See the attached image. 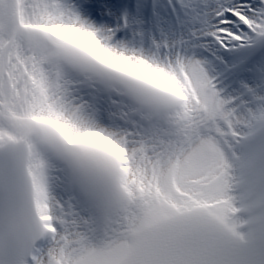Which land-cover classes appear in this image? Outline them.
Listing matches in <instances>:
<instances>
[{
    "label": "clouds",
    "instance_id": "1",
    "mask_svg": "<svg viewBox=\"0 0 264 264\" xmlns=\"http://www.w3.org/2000/svg\"><path fill=\"white\" fill-rule=\"evenodd\" d=\"M97 4L0 0V264H264V0Z\"/></svg>",
    "mask_w": 264,
    "mask_h": 264
},
{
    "label": "snow or ice",
    "instance_id": "2",
    "mask_svg": "<svg viewBox=\"0 0 264 264\" xmlns=\"http://www.w3.org/2000/svg\"><path fill=\"white\" fill-rule=\"evenodd\" d=\"M108 2V0H97V3H99V4H104V3H107ZM101 11H103V9H101ZM229 19H231V17H229ZM226 70H231V69H226Z\"/></svg>",
    "mask_w": 264,
    "mask_h": 264
}]
</instances>
